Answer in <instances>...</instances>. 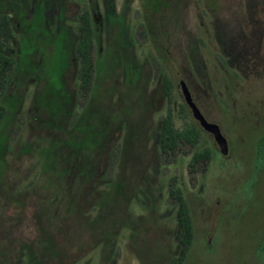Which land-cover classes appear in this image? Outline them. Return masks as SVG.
Returning a JSON list of instances; mask_svg holds the SVG:
<instances>
[{
    "label": "rangeland",
    "instance_id": "374dc122",
    "mask_svg": "<svg viewBox=\"0 0 264 264\" xmlns=\"http://www.w3.org/2000/svg\"><path fill=\"white\" fill-rule=\"evenodd\" d=\"M126 1L127 22L122 33L126 52L138 68L142 66L148 72L151 91H159L163 69L172 85L159 111L138 112V124L151 120L147 143H157L158 123L168 108L178 128L182 126L181 106L186 118L190 117L179 87L182 79L204 117L218 122L228 139L229 153L223 157L211 137L202 133L199 146L210 147L211 157L193 171H188L194 151L189 145H180L170 156L149 155V180L130 204L124 227L116 230L110 241V264H145V256L154 255L162 258L161 264H170V259L177 256V244L169 234L175 229L177 208L168 194L172 179L184 190L195 230L184 264H264V0H215L212 5L210 0H183L175 27L168 25L170 35L165 42L170 44L167 51H171L172 61L163 68L145 34L139 1ZM114 2L120 9L124 0ZM115 38L114 29L107 26L98 35L96 51L100 49L99 54H103ZM75 44L76 34L70 31L63 40L66 68L58 88L47 93V101L72 96L73 119L86 102L77 78ZM10 118L0 138L2 158L9 162L4 180L9 183L10 198L22 201L24 184H30L35 171L33 157L24 153L26 145L36 143L37 136L45 135L46 130H28L21 106L15 105ZM124 135L122 129L107 136L112 146L110 162L106 171L102 166L98 169L105 179L118 170L115 163ZM0 200L2 220L6 221L0 223V233L5 240L16 248L31 242L37 230L34 213L44 210L34 209V204L29 203L21 218L9 213L12 220L4 214L8 205L3 194ZM147 215H152L158 228L167 234L148 237L146 251L140 248L134 231L138 230L135 217L139 221ZM55 238L60 240V234ZM163 241L171 246L170 253L165 254ZM83 253L76 262H67L100 264L99 248H87Z\"/></svg>",
    "mask_w": 264,
    "mask_h": 264
},
{
    "label": "trees",
    "instance_id": "16d2710c",
    "mask_svg": "<svg viewBox=\"0 0 264 264\" xmlns=\"http://www.w3.org/2000/svg\"><path fill=\"white\" fill-rule=\"evenodd\" d=\"M138 1L145 34L158 52L163 68L172 61L171 51H167L170 44L165 42L170 35L168 25L175 27L183 0ZM213 1L210 0L211 5ZM207 4L210 6L208 1ZM88 21L87 12L81 17L75 48L79 87L86 95V102L73 119L72 96L66 94L60 100L47 101L46 134L37 136L38 143L27 144L24 151L33 157L35 171L30 184H24L22 201L10 198L9 183L4 180L9 162L2 158L4 150L0 149V194L8 205L5 216L12 219L9 213H14L16 219L21 218L29 203L34 204V209L44 210L34 213L37 230L31 242L16 248L0 233V264H70L81 258L87 248H99L100 264H110V241L116 230L124 227L130 204L149 180L148 156L152 153L170 156L180 145H189L194 151L188 171L211 157L210 147L199 146L201 126L193 117L186 118L182 106L179 109L182 126L176 127L172 110L168 108L158 123L157 143H147L151 120L138 124V112L159 111L170 93L171 79L163 69L159 91H151L148 72L142 66L138 68L130 58L121 34L115 33L116 38L100 55L96 51L95 32L89 29ZM54 58L47 72L48 92L58 88L51 70L54 66L56 76ZM184 107L187 109L186 103ZM122 129L125 135L115 163L118 170L105 179L98 169L102 166L106 171L110 162L112 146L107 136ZM2 130L0 126V138ZM168 192L177 203L175 229L168 232L177 244V256L170 259V264H184L195 239L193 217L184 190L176 180L172 179ZM2 216L1 212L3 224L6 221ZM137 219L138 230L134 235L142 250H148L146 245L151 235L159 236L162 232L166 236L152 215ZM57 233L60 240L55 238ZM163 245L165 254L170 253L169 243ZM262 245L264 249V239ZM145 258V264L162 261L156 255Z\"/></svg>",
    "mask_w": 264,
    "mask_h": 264
},
{
    "label": "flooded vegetation",
    "instance_id": "af4514ba",
    "mask_svg": "<svg viewBox=\"0 0 264 264\" xmlns=\"http://www.w3.org/2000/svg\"><path fill=\"white\" fill-rule=\"evenodd\" d=\"M114 3V0H0V34L5 37L0 35V126L8 125L16 105L22 107L28 130L46 128L47 72L52 56L57 70L55 84H58L66 68L65 35L71 31L76 34L77 42L81 17L87 12L96 43L98 35L110 25L123 39L127 1L124 0L120 9ZM76 58L78 71L77 54ZM187 112L193 117L188 106ZM205 119L219 127L218 122ZM201 132L208 134L217 145L211 132L202 126ZM38 140L37 137V143ZM218 153L221 154L219 147ZM228 153L223 157H228Z\"/></svg>",
    "mask_w": 264,
    "mask_h": 264
},
{
    "label": "water",
    "instance_id": "95a60500",
    "mask_svg": "<svg viewBox=\"0 0 264 264\" xmlns=\"http://www.w3.org/2000/svg\"><path fill=\"white\" fill-rule=\"evenodd\" d=\"M179 87L181 90L182 97L190 108L193 118L197 121V123L202 126L205 130L211 132L214 136V139L219 147V151L222 155H226L228 153V144L226 138L222 135L219 127L215 123L208 122L203 114L201 113L200 109L197 107L195 102L193 101L192 95L190 90L185 83L184 80L179 81Z\"/></svg>",
    "mask_w": 264,
    "mask_h": 264
}]
</instances>
